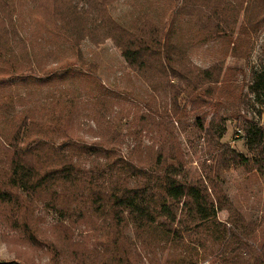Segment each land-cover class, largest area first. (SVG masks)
I'll return each mask as SVG.
<instances>
[{"label": "trees", "instance_id": "1", "mask_svg": "<svg viewBox=\"0 0 264 264\" xmlns=\"http://www.w3.org/2000/svg\"><path fill=\"white\" fill-rule=\"evenodd\" d=\"M13 1L0 0V79L26 76L35 69L14 18ZM113 1L30 0L39 20L68 38L80 58L79 47L86 38L95 45L111 37L119 42L127 64L137 67L154 92V104L150 102L152 107L140 115L136 132L151 136L150 150L142 152L138 144V155L132 158L107 140L85 142L68 122L40 120L30 111L9 132L0 131V206L9 207L16 227L39 247L43 243L39 228L32 227L26 216L35 200L46 202L68 220L67 226H56L68 241L74 234L71 225L86 218L100 220L103 227L94 223L92 229L105 230V241L100 240L105 264H139L132 259L128 229L142 249L140 261L143 252L156 257L159 251L175 248L165 264H264V241L258 245L252 240L260 224L246 220L217 180L220 155L215 164L203 162L200 175L189 179L178 138V131L187 128L183 118L189 111L223 103L233 80V69L225 67L224 60L203 68L193 62L188 47L225 38L233 55L248 57L254 38L264 29V0H168L175 6L171 22L160 25L143 19L134 28L114 18L109 9ZM177 28L182 38L175 41ZM261 76L257 74L250 91L263 104ZM54 111L49 115L58 114ZM223 120L216 113L208 124L206 118L194 122L211 153L224 147L225 125L216 124ZM60 133L63 137L58 140ZM246 144L251 156L242 157V166L264 178V129L248 130ZM84 155L93 159L88 168ZM202 230L206 238H195V246H189L187 237ZM209 239L221 245L212 257ZM0 264L32 263L11 259Z\"/></svg>", "mask_w": 264, "mask_h": 264}, {"label": "rangeland", "instance_id": "2", "mask_svg": "<svg viewBox=\"0 0 264 264\" xmlns=\"http://www.w3.org/2000/svg\"><path fill=\"white\" fill-rule=\"evenodd\" d=\"M12 7L35 69L26 76L0 79V131L9 132L25 114L33 111L40 120L68 122L85 142L107 140L132 158L138 155L135 146L141 144L142 152L147 153L151 136L144 131L141 135L136 132L140 129V115L152 107L148 105L150 102L154 104V92L137 67L127 64L119 42L111 37L105 43L95 45L86 38L79 47L82 59L68 38L51 32L39 20L30 0H14ZM174 7L168 0H114L109 5L114 18L128 28H134L143 19L160 25L169 23L174 16ZM181 38L182 32L177 28L174 40ZM187 51L193 62L203 68L224 60L225 67L233 69L230 72L233 80L226 89L227 99L223 103L189 111L183 118L187 128L178 131V138L186 155V176L197 178L201 164L205 161L215 164L220 155L217 180L246 220L260 224L252 238L259 245L264 241V178L255 171L247 172L241 159L251 156L246 144L248 130L257 126L264 129V103L250 91L257 74L262 73L260 80L264 84V29L254 38L248 57L233 55L225 38L191 45ZM54 110L58 114L49 115ZM216 113L224 117L223 123L216 121V124L219 127L225 125L221 138L224 147L217 154L207 151L204 133L194 123L197 118H206L208 124ZM62 137L60 133L57 138L61 140ZM83 158L85 166L90 167L93 159L86 155ZM26 216L32 219V227L39 228L42 245H31L24 231L16 227V216L9 217V207L0 206V260L18 259L32 264H105V247L100 243V240L105 241V230L92 229L94 223L103 227L100 220L86 218L71 225L74 234L68 241L61 228L56 227L60 223L67 226L68 220H63L46 202H32ZM226 217L227 212H223L221 218ZM127 232L135 253L133 262L165 264L168 254L175 251V248L159 251L156 257L143 252L144 258L140 261L138 253L142 249L132 230ZM206 236V231L202 230L187 237L186 243L194 247L195 238L203 240ZM207 246L211 257L221 248L211 239ZM181 249L176 250L180 252Z\"/></svg>", "mask_w": 264, "mask_h": 264}]
</instances>
